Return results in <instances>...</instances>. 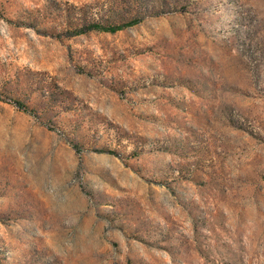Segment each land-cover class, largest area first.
I'll return each instance as SVG.
<instances>
[{
	"label": "rangeland",
	"instance_id": "obj_1",
	"mask_svg": "<svg viewBox=\"0 0 264 264\" xmlns=\"http://www.w3.org/2000/svg\"><path fill=\"white\" fill-rule=\"evenodd\" d=\"M0 264H264V0H0Z\"/></svg>",
	"mask_w": 264,
	"mask_h": 264
},
{
	"label": "trees",
	"instance_id": "obj_2",
	"mask_svg": "<svg viewBox=\"0 0 264 264\" xmlns=\"http://www.w3.org/2000/svg\"><path fill=\"white\" fill-rule=\"evenodd\" d=\"M137 24L136 22L134 23H131V24H128V25H121V26H111V27H104L102 25H98V24H95V25H92L90 27H88L87 30H95V31H101V32H109V33H117L119 31H122L123 29L129 27V26H133ZM86 30L84 31H79V32H76L75 36L76 35H79V34H82L84 33Z\"/></svg>",
	"mask_w": 264,
	"mask_h": 264
}]
</instances>
